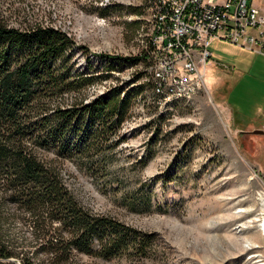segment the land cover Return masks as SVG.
<instances>
[{"label": "rangeland", "instance_id": "obj_1", "mask_svg": "<svg viewBox=\"0 0 264 264\" xmlns=\"http://www.w3.org/2000/svg\"><path fill=\"white\" fill-rule=\"evenodd\" d=\"M142 2L0 0V13L12 25L27 18L67 31L85 47L72 60L83 70L87 60L101 64L100 53L141 54ZM210 50L213 62L190 100L166 104L150 86L139 95L106 177L69 165L75 178L68 183L85 207L154 234L148 253L80 254L71 264H264V55L222 40ZM134 70L150 78L144 63L125 66L86 93L127 84Z\"/></svg>", "mask_w": 264, "mask_h": 264}, {"label": "trees", "instance_id": "obj_2", "mask_svg": "<svg viewBox=\"0 0 264 264\" xmlns=\"http://www.w3.org/2000/svg\"><path fill=\"white\" fill-rule=\"evenodd\" d=\"M76 48L85 47L57 26L27 18L12 25L0 13V264H71L80 254L109 260L146 255L153 244V233L85 207L68 183L70 164L93 178L108 175L123 125L154 80L134 70L127 84L86 90L125 66H151L153 44L136 56L97 54L101 64L87 60L83 70L72 61Z\"/></svg>", "mask_w": 264, "mask_h": 264}, {"label": "built area", "instance_id": "obj_3", "mask_svg": "<svg viewBox=\"0 0 264 264\" xmlns=\"http://www.w3.org/2000/svg\"><path fill=\"white\" fill-rule=\"evenodd\" d=\"M153 44V92L166 104L188 101L213 62L215 40L264 55V0H143ZM161 102V101H160Z\"/></svg>", "mask_w": 264, "mask_h": 264}, {"label": "bare ground", "instance_id": "obj_4", "mask_svg": "<svg viewBox=\"0 0 264 264\" xmlns=\"http://www.w3.org/2000/svg\"><path fill=\"white\" fill-rule=\"evenodd\" d=\"M262 205L264 206V198H262Z\"/></svg>", "mask_w": 264, "mask_h": 264}, {"label": "crops", "instance_id": "obj_5", "mask_svg": "<svg viewBox=\"0 0 264 264\" xmlns=\"http://www.w3.org/2000/svg\"><path fill=\"white\" fill-rule=\"evenodd\" d=\"M241 48V47H240ZM244 49V48H243ZM245 50H247V49H245ZM249 51V50H248ZM252 52V51H251ZM254 53V52H253ZM257 54H259V53H257ZM263 55V54H262Z\"/></svg>", "mask_w": 264, "mask_h": 264}, {"label": "water", "instance_id": "obj_6", "mask_svg": "<svg viewBox=\"0 0 264 264\" xmlns=\"http://www.w3.org/2000/svg\"><path fill=\"white\" fill-rule=\"evenodd\" d=\"M257 132H259V131H261L262 132V130H256Z\"/></svg>", "mask_w": 264, "mask_h": 264}]
</instances>
